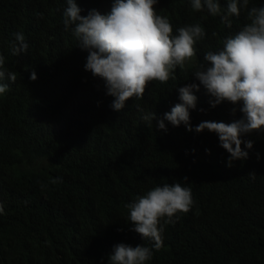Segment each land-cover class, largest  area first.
<instances>
[{"label": "trees", "instance_id": "16d2710c", "mask_svg": "<svg viewBox=\"0 0 264 264\" xmlns=\"http://www.w3.org/2000/svg\"><path fill=\"white\" fill-rule=\"evenodd\" d=\"M76 2L86 16L92 9L107 13L114 0ZM219 2L226 9L227 0ZM262 6L264 0H249L228 28L223 13L196 11L191 0H158L155 10L174 34L199 24L205 35L175 79L149 82L142 98L117 112L104 81L85 70L88 52L73 26L65 28L66 0H0V54L6 73L16 74L15 82L5 77L9 89L0 94V264H108L119 243L150 247L130 230L125 205L177 181L191 187L194 205L164 225L163 246L146 264H264V130L241 137L253 147L242 144L248 158L228 167L230 154L216 133L167 120L166 132L157 128L182 102L178 88L199 83L193 74L204 55L222 49L249 22L248 10ZM19 32L28 49L13 55ZM193 94V128L243 116L240 104L211 107L214 98L202 85ZM154 112L152 121L143 119Z\"/></svg>", "mask_w": 264, "mask_h": 264}, {"label": "clouds", "instance_id": "9594fccd", "mask_svg": "<svg viewBox=\"0 0 264 264\" xmlns=\"http://www.w3.org/2000/svg\"><path fill=\"white\" fill-rule=\"evenodd\" d=\"M64 11L65 28L72 27L79 39V46L87 50L86 71L105 83L106 95L113 97L110 107L121 111L132 97L140 99L151 81L166 83L175 79L177 67L184 68L186 62L196 54L195 44L204 35L201 25H188L177 29L166 16L158 15L155 5L158 0H114L111 10L101 13L92 9L82 16L76 0H66ZM249 0H227L226 9L221 8L219 0H191L194 10L206 8L213 15H221V22L232 27L230 16H239L241 6L247 7ZM248 23L235 35L228 36L223 47L217 51H208L199 69L193 76L199 83L186 84L178 88L181 103L175 104L170 112L159 119L157 128L167 131L165 120L174 127L183 124L186 130L201 133L205 129L219 137L220 146L230 155L228 167L235 160H245L253 147L251 140L241 137L253 131L264 130V6L248 10ZM12 44V54H25L28 44L22 32L16 33ZM5 58L0 54V94L8 91L3 83L7 76L15 82L16 74L4 70ZM31 80L37 75L33 70ZM203 86L211 97L210 106L216 107L224 101L233 105H242L239 111L242 118L231 123L223 121H202L193 126L190 123V109L196 108L197 97L193 90L199 91ZM203 111V109H201ZM237 108L232 109L235 115ZM155 112L143 119L152 121ZM255 179V172L249 173ZM188 178L184 177L183 181ZM60 182L58 179L51 181ZM194 205L191 187L179 181L156 186L145 194L125 205L128 221L134 226L142 240H150L151 246L143 244L135 247L119 243L114 246L108 257V264H146L153 257V250L159 251L163 246L164 225L175 223L174 217L187 213ZM0 203V213H3ZM163 221V223L161 222Z\"/></svg>", "mask_w": 264, "mask_h": 264}]
</instances>
